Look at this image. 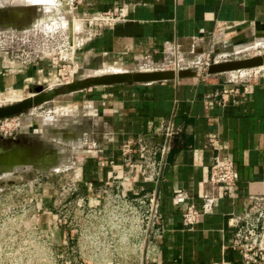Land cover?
<instances>
[{"label":"crops","instance_id":"crops-1","mask_svg":"<svg viewBox=\"0 0 264 264\" xmlns=\"http://www.w3.org/2000/svg\"><path fill=\"white\" fill-rule=\"evenodd\" d=\"M3 1L12 8L0 10V95H10L4 99L12 103L21 99L16 93L23 94L33 79L44 81L51 64L45 58L35 61L13 37L17 31L12 22L22 17L18 10L26 14L18 5L40 2ZM85 3L92 17L79 49L93 73L196 68L197 74L100 85L72 94L78 103L74 108L89 119L88 125L75 130L81 137V163L75 176L82 180L81 191L106 186L115 174L120 177L122 142H135L169 121L177 132L170 139L157 184L136 179L131 185L134 193L156 191L160 203L155 234L139 264H244L229 247L231 217L243 211L248 196L264 194V66L208 74L205 65L262 53L241 55L264 48L255 46L264 43V0ZM103 14L105 19H98ZM102 66L105 70L96 71ZM225 90L229 92L223 98ZM162 142V136L153 138V144ZM216 156L231 160L236 172L235 185L226 195L209 182ZM98 158L112 159L116 166L99 168ZM207 198L213 203L204 213L201 206ZM96 203L91 198V204ZM188 205L201 212L193 227L182 221Z\"/></svg>","mask_w":264,"mask_h":264},{"label":"rangeland","instance_id":"rangeland-1","mask_svg":"<svg viewBox=\"0 0 264 264\" xmlns=\"http://www.w3.org/2000/svg\"><path fill=\"white\" fill-rule=\"evenodd\" d=\"M33 1L40 3L18 5L26 14L21 11L22 17L12 22L17 31L13 37L35 61L49 60L51 68L44 81L35 78L24 95L16 93L21 99L35 93L39 85L48 89L60 84L59 80L71 81L76 71L80 75L93 73L79 49L88 36L87 20L92 17L84 7L86 0ZM4 8H12V4L3 1L0 10ZM4 13L1 15L8 17L9 13ZM263 51L258 48L241 55ZM103 70L102 66L96 71ZM7 96L0 95V106L9 104L4 99ZM76 99L72 94L58 97L9 118L8 127L12 128L6 135L0 131V137L18 134L57 152L56 167L47 171L25 167L0 178V264L141 263V243L122 242L120 228L111 222L110 200L103 192L110 191V184L93 186V191L83 193L82 180L74 179L81 163V137L75 130L88 125L89 120L74 108ZM74 180L78 190L72 195L69 188ZM78 198H84V208L77 207ZM91 198L98 203L91 204Z\"/></svg>","mask_w":264,"mask_h":264},{"label":"built area","instance_id":"built-area-1","mask_svg":"<svg viewBox=\"0 0 264 264\" xmlns=\"http://www.w3.org/2000/svg\"><path fill=\"white\" fill-rule=\"evenodd\" d=\"M105 15H99L98 19H105ZM59 81L60 84L69 82ZM228 92L224 91L223 98ZM7 120L0 119V131L5 135L12 128L7 126ZM176 132L172 123L165 121L159 128L141 135L135 142H122L119 151L123 174L120 177L115 174L108 183L110 191H103L110 200L111 222L121 230L120 240L126 243L133 241L141 243L138 247L141 256L155 234V225L160 218V203L156 191L141 189L134 193L131 185L136 179L157 184L163 167V158L169 152L170 139ZM158 135L163 137V142L153 144V138ZM97 166L114 168L116 164L112 159L98 158ZM74 179L79 182L76 177ZM77 182L74 180L69 188L72 195L77 193ZM209 182L218 186L222 194H229L236 182L232 161L224 156H216L210 168ZM212 203V199H205L201 206L202 211L210 212ZM76 205L79 209L84 208V198H78ZM200 218L201 212L193 205L186 206L182 213L183 224L187 227L198 224ZM115 220L116 223L113 222ZM231 225L233 233L229 247L240 254L244 264L257 262L264 264V194L248 196L243 211L231 217Z\"/></svg>","mask_w":264,"mask_h":264},{"label":"water","instance_id":"water-1","mask_svg":"<svg viewBox=\"0 0 264 264\" xmlns=\"http://www.w3.org/2000/svg\"><path fill=\"white\" fill-rule=\"evenodd\" d=\"M17 13L21 15L19 10ZM263 66L264 52L240 58L212 60L208 63L206 72L208 74H215ZM196 74V68H177L175 70H121L75 75L71 81L48 87V89H43L39 85L35 87V93L32 95L18 102L0 106V119H9L21 115L58 97L68 96L85 89H91V87L118 83H148L177 80ZM56 155L57 152L53 148H46L42 144H32L31 141L19 137L18 134L0 137V178H7L25 167H34L40 171H47L57 166Z\"/></svg>","mask_w":264,"mask_h":264},{"label":"bare ground","instance_id":"bare-ground-1","mask_svg":"<svg viewBox=\"0 0 264 264\" xmlns=\"http://www.w3.org/2000/svg\"><path fill=\"white\" fill-rule=\"evenodd\" d=\"M30 11H28V13H29ZM260 68V67H259ZM258 69V68H257ZM243 71V70H242ZM75 75H80V73H79V71H76L74 74H73V78H74V76ZM84 75H86V71L84 72ZM22 100V99H21ZM20 101V100H19ZM15 102H18V101H15ZM12 103H14V102H12ZM10 104V103H9ZM7 126H8V124H7Z\"/></svg>","mask_w":264,"mask_h":264},{"label":"flooded vegetation","instance_id":"flooded-vegetation-1","mask_svg":"<svg viewBox=\"0 0 264 264\" xmlns=\"http://www.w3.org/2000/svg\"><path fill=\"white\" fill-rule=\"evenodd\" d=\"M1 137H2V136H1ZM31 142H32V141H31ZM32 144H38V143H33V142H32Z\"/></svg>","mask_w":264,"mask_h":264}]
</instances>
